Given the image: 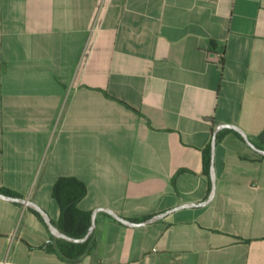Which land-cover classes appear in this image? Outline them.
<instances>
[{"label":"crops","instance_id":"crops-1","mask_svg":"<svg viewBox=\"0 0 264 264\" xmlns=\"http://www.w3.org/2000/svg\"><path fill=\"white\" fill-rule=\"evenodd\" d=\"M220 125L260 144L264 0H0V189L59 229L63 177L86 185L91 221L167 213L100 211L72 259L0 198V264H264V156L235 132L218 135L212 201L179 209L210 196Z\"/></svg>","mask_w":264,"mask_h":264},{"label":"trees","instance_id":"trees-1","mask_svg":"<svg viewBox=\"0 0 264 264\" xmlns=\"http://www.w3.org/2000/svg\"><path fill=\"white\" fill-rule=\"evenodd\" d=\"M235 132L233 130H226ZM242 141L244 139L240 134L235 132ZM221 138V135L218 139ZM259 147H262L264 143V133L259 138ZM245 142V141H244ZM211 168V146L205 152V173L210 178ZM0 192L7 195H14L8 190L0 189ZM87 187L80 180L73 177L60 178L54 188L53 196L58 201L62 209V219L60 222V229L65 234L74 238H83L87 235L91 226V213L85 212L78 207L79 201L86 195ZM36 212V211H34ZM37 213V212H36ZM39 216L40 214L37 213ZM87 243H71L62 241L60 245V252L67 258L77 259L82 257L86 251Z\"/></svg>","mask_w":264,"mask_h":264},{"label":"water","instance_id":"water-1","mask_svg":"<svg viewBox=\"0 0 264 264\" xmlns=\"http://www.w3.org/2000/svg\"><path fill=\"white\" fill-rule=\"evenodd\" d=\"M223 129H230V130H233V131L237 132L238 134H240L242 136V138L244 139L245 143L251 149H253L258 154L264 156V149H262L261 147L256 145L240 127L235 126V125H220L219 127H217L215 129V131L213 133V140H212V144H211L210 178H211L212 190H211L210 196L207 199V201H205L204 203H200L199 205H197V204L185 205V206L179 207V209L188 208V207H192V206L206 205V204L210 203L212 201V199L214 198L215 193H216V187H217V176H216V166H215L216 148H217V144H218V135ZM0 198L3 199V200H6V201L12 202V203L21 204V205L30 207L31 209H34L35 211L40 213V215L43 217V219L45 220L46 224L48 225L51 233L56 238H61V239H64L66 241H69L71 243H85V242L89 241V239L92 236H94V234L96 232V226H97L96 225V217H97V214L100 211L108 213L111 217H113L114 219H116L117 221H119V222H121V223H123L125 225L136 226V227L145 226V225H148L150 223H154V222L164 218L166 216V214H167V213H164V214H161V215H156L155 217H152V218L148 219L145 222L138 223V222H132L129 219H126V218L120 216L119 214H117L116 212H114L111 209L102 208V209H100L98 211H95L93 213L91 226L89 228V231H88L87 235L85 237H83V238H74V237H71V236L65 234L56 225H54V223L51 221V219L48 216V214L46 213V211H44L39 205H37L33 201H30L28 199H24V198H21V197H15V196H12V195H7V194L2 193V192H0Z\"/></svg>","mask_w":264,"mask_h":264}]
</instances>
